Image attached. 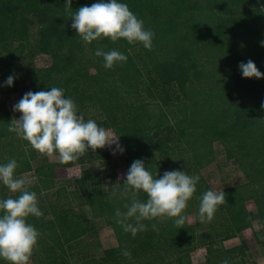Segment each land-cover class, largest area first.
Listing matches in <instances>:
<instances>
[{
    "label": "trees",
    "instance_id": "16d2710c",
    "mask_svg": "<svg viewBox=\"0 0 264 264\" xmlns=\"http://www.w3.org/2000/svg\"><path fill=\"white\" fill-rule=\"evenodd\" d=\"M66 2L0 0V87L12 89L18 84L13 62L22 56V43L29 41L27 16L20 11L26 5L37 22V49L51 58L41 76L33 66L28 69V92L63 89L64 97L77 105L78 115L113 131L130 166L142 160L156 178L179 170L200 179L182 213L183 225H176V218L143 220L146 230L133 237L115 215L131 204L130 194L120 195L126 179L108 192L98 172L84 169L76 188L65 193L66 187L56 178L57 167L104 160L106 149L95 153L89 149L69 163L50 162L8 130L12 119L0 101V165L15 159V177L32 172L41 191L37 201L42 215L26 221L40 233L29 262L68 264L73 255L70 246L93 227L90 216L111 228L117 245L102 257L79 264H191V254L200 247L205 249L204 264H248L245 241L228 217L236 221L250 217L239 187L224 189L226 203L218 206L211 222H201V198L211 189L200 171L214 159L213 144H221L226 159L237 166L245 182L255 186L261 224L255 236L264 246V77L245 78L239 68L251 60L264 74V0H117L154 33L151 50L124 38L86 44L71 27ZM97 2L72 0V11ZM97 50L119 51L127 61L106 69L103 57L95 55ZM9 76L14 77L11 86L6 83ZM6 188L3 185L0 200L21 195L9 194ZM137 198L148 199L143 191ZM189 215L196 218L194 232L187 229ZM128 222L135 224L134 218ZM233 238H239L240 244L226 248L223 243ZM125 250L131 258L122 255ZM0 264L8 262L0 258Z\"/></svg>",
    "mask_w": 264,
    "mask_h": 264
},
{
    "label": "clouds",
    "instance_id": "9594fccd",
    "mask_svg": "<svg viewBox=\"0 0 264 264\" xmlns=\"http://www.w3.org/2000/svg\"><path fill=\"white\" fill-rule=\"evenodd\" d=\"M71 5L72 0H67L65 11L72 17L71 27L86 44L100 38H108L112 42L124 38L129 44L140 42L145 49L151 50L154 33L144 28L143 21L129 10L127 4L117 0H100L91 6H82L74 13ZM95 55L103 57L106 69L127 61V56L116 50H97ZM239 68L245 78L264 77L251 60L241 63ZM13 79V76L8 77V86L13 84ZM14 111L22 115L20 119L12 120L8 130L29 142L41 155L51 157L58 153L61 163L77 161L89 149L95 153L97 149L111 147L113 144L121 153L124 151L119 145V138L98 126L94 120L86 121L83 115H78L77 105L71 98L64 97L61 88L28 92L14 106ZM17 167L15 159L0 165V182L11 192L21 193L18 198L0 200V258L8 264H28L40 233L26 221L29 216L40 217L42 212L38 208L36 193L26 187L31 181L15 177ZM199 179L198 175L190 176L179 170L166 171L162 177L156 178L146 169L142 160L134 161L120 193L124 197L130 194L131 204H125L127 211L124 213L116 210L117 223L133 237L146 230V226L141 223L143 220L176 218L175 224L183 225L185 216L182 213L196 192ZM141 191L147 194L146 202L137 198ZM224 203L223 191L219 194L212 190L206 191L199 207L200 221L211 222L218 206ZM133 218L135 224L129 223ZM122 255L131 258L127 250Z\"/></svg>",
    "mask_w": 264,
    "mask_h": 264
},
{
    "label": "rangeland",
    "instance_id": "374dc122",
    "mask_svg": "<svg viewBox=\"0 0 264 264\" xmlns=\"http://www.w3.org/2000/svg\"><path fill=\"white\" fill-rule=\"evenodd\" d=\"M20 11L23 15L27 16L26 22L29 28L28 44L22 43L24 51L22 56H18L14 62L13 66L17 71L18 84L15 88H6L5 86L0 87V101L4 103L10 113L12 120L20 119L22 113L14 111V106L20 101L23 96L29 90L28 82V69L32 68L36 72V75L41 76L46 67L51 63V58L48 55L40 54L36 42L38 40V27L37 22L32 15H29L28 7L26 5L20 6ZM14 46H19L20 44L14 43ZM31 64V65H28ZM262 71H264V65L262 66ZM110 131L113 135L112 130ZM115 137V135H114ZM116 138V137H115ZM120 145V144H119ZM121 146V145H120ZM107 157L104 160L90 162L86 165H75L72 167H57L55 169L56 178L58 181L63 182V186L66 187V192L69 193L75 189V181L80 178L81 173L84 169L90 170L92 172H98L101 176V184L104 191L111 192L116 188L117 183L121 179H126V175L130 169V165L126 159L125 153H121L116 145L113 144L111 147H105ZM214 159L211 163L206 165L201 169L200 173L202 177L207 182L210 189L217 194L222 192L224 189L229 187H235L243 184L242 187V197L245 200L246 208L249 210V219L246 221L244 219L236 221L232 216H228L229 220L232 221L233 228L239 237H242L245 241L247 247L246 262L248 264H264V246H261L256 241V224L261 230V224L258 217L257 207L255 205L256 190L253 183H244L246 181L243 178L242 173L238 170L231 161H228L225 157L223 147L219 143L213 144ZM115 152V154H114ZM50 162H60L59 156L53 155L51 157L47 156ZM101 162H105L107 165L101 166ZM20 178H26L31 181L30 186L33 192L40 194L38 187L35 183V178L32 172L26 173ZM66 182V183H64ZM261 183V187H262ZM241 192L240 186H238ZM3 190V183L0 182V191ZM9 194H12L9 189L6 188ZM261 191V190H260ZM75 206V203H73ZM91 223V227L85 236H83L76 244L73 243L70 246V250L73 255L70 256L68 264H79L84 260L91 257L100 258L104 255V251L115 247L117 245L114 238L113 232L109 226H107L102 219L93 220L88 216V223ZM187 229L191 232L196 230V218L194 215H189L187 217ZM240 244L239 238L230 241H225L223 245L226 248L237 246ZM205 249L203 251H198L196 254H191L190 260L191 264H204ZM28 264H31L28 262Z\"/></svg>",
    "mask_w": 264,
    "mask_h": 264
},
{
    "label": "crops",
    "instance_id": "0c3cea01",
    "mask_svg": "<svg viewBox=\"0 0 264 264\" xmlns=\"http://www.w3.org/2000/svg\"><path fill=\"white\" fill-rule=\"evenodd\" d=\"M244 183H249V182H245L244 181ZM243 184H241L240 183V185H238V186H240V188H241V193H242V186ZM243 195V194H242ZM244 200V199H243ZM244 202H245V200H244ZM246 204V203H245ZM247 209V208H246ZM247 211L249 212V210L247 209ZM250 213V212H249ZM230 221V224H231V226L233 227V224H232V221L231 220H229ZM259 227L260 226H258L257 224H256V227H255V229H257V231H259ZM234 229V228H233ZM235 231V230H234ZM234 239H236V238H234ZM230 240H233V239H230ZM230 240H228V241H230ZM203 249L204 248H202V247H200V248H198V249H196L192 254L194 255V254H196L198 251H203ZM205 256V255H204Z\"/></svg>",
    "mask_w": 264,
    "mask_h": 264
}]
</instances>
